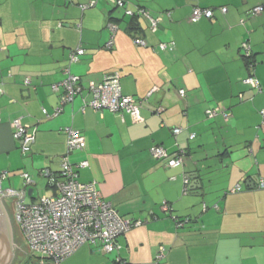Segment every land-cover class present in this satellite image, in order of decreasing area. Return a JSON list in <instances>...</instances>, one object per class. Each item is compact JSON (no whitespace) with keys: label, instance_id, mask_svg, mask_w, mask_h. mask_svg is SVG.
Masks as SVG:
<instances>
[{"label":"crops","instance_id":"obj_1","mask_svg":"<svg viewBox=\"0 0 264 264\" xmlns=\"http://www.w3.org/2000/svg\"><path fill=\"white\" fill-rule=\"evenodd\" d=\"M90 1L0 0L3 186L22 190L28 172L34 183L26 189L27 203L58 195L56 182L40 171L58 175L67 151L63 128L72 126L84 134L86 147L71 157L89 161L79 179L96 181L123 218L143 225L119 237V252L85 244L62 264H117L118 258L127 264H264V189L257 187L264 178V11L250 14L264 0H133L132 9L146 8L154 17L170 11L157 32L143 17L131 26L130 16L104 0L83 11L80 6ZM195 6L213 8L215 16L192 23ZM110 21L118 31L107 48ZM134 36L147 46L135 44ZM243 41L253 49L262 92L243 82L251 72ZM161 42L175 48L155 49ZM79 46L85 54L71 71L85 87L59 115L46 117L44 109L52 113L60 105L61 93L51 86L63 80L69 54ZM110 73L119 74L123 93L143 102V122L126 113L81 110L84 99L92 98L88 82ZM208 109L218 114L209 118ZM17 118L36 130L27 154L14 138ZM177 127L181 131L174 134ZM155 145L183 151V164L169 167L154 158ZM239 183L242 191L231 192ZM164 202L171 213L163 211ZM174 217L190 221L178 227ZM161 245L166 256L156 263Z\"/></svg>","mask_w":264,"mask_h":264},{"label":"built area","instance_id":"obj_2","mask_svg":"<svg viewBox=\"0 0 264 264\" xmlns=\"http://www.w3.org/2000/svg\"><path fill=\"white\" fill-rule=\"evenodd\" d=\"M98 0H92L87 4L81 5L84 11L94 7ZM116 8L121 9L125 15L133 17L135 15L148 20L150 29L157 32L163 16L170 17V11L154 17L149 10L143 7L132 9L133 0H104ZM220 11L225 14L228 11L226 6L220 7ZM264 11V5L255 6L250 14L256 16ZM215 16L213 8H202L195 6L192 10L190 21L192 23L199 22L202 18L212 19ZM242 22H244L242 20ZM81 28V23L78 25ZM111 30V37L106 43L107 48H112L115 43V35L118 31V25L112 21L108 23ZM133 41L137 45L147 46L145 39L133 37ZM175 45L173 42H161L155 49L173 50ZM243 58L247 61V67L251 71L250 74L243 79V82L257 92H262V86L253 74L256 61L253 56V49L248 41L241 44ZM85 49L81 46L77 47L69 54L68 64L64 67L65 77L63 80L52 84L53 91H59L60 105L55 108L52 113L44 109L46 117H56L60 114L63 106L72 102L75 97L80 94L85 87L82 84L81 77L75 75L71 71V65L80 61ZM26 84L31 83L30 78H26ZM87 89L92 94L90 100L84 99L81 110L85 112L87 108L97 111L110 110L114 113H126L135 122H143L144 116L141 113L142 101L131 95L123 93L118 73H110L104 76L100 81L90 80ZM151 93V92H150ZM149 93V94H150ZM180 94L184 96L186 90L181 89ZM209 118L215 117L218 112L208 109ZM264 123V109L260 110ZM227 119L228 115L222 112ZM15 128L14 138L19 141L21 151L27 154L31 151V146L35 142L36 130L24 125L21 119L13 121ZM63 130L67 134V151L61 156L60 171L58 175L53 174L49 169H42L40 174L52 181L56 182L59 194L55 196H41L36 202L27 203L25 201L26 189L33 183V177L24 172L23 189L15 190L5 188L3 181L7 177V171L0 172V195L4 196L5 191L14 190L23 192L19 200L15 201V218L17 225L28 245L30 262L28 264H62L69 256L73 255L81 246L90 244L98 247L106 253L119 252V237L126 234L133 228L143 225L141 219H125L123 218L112 202L106 200L102 192L97 187L96 181L82 182L79 179V170L89 165V161L84 159L78 162L73 161L71 155L75 151H83L86 147V139L84 134L72 126L64 127ZM181 128L177 127L173 130L174 134H178ZM195 134H191V138H195ZM152 156L156 159L163 160L167 166L176 167L184 162L183 151L170 153L166 148L155 145L151 148ZM173 177L172 179H175ZM185 192L190 190V178L184 175ZM257 187L264 189V178L257 179ZM243 187L239 183L231 192H240ZM204 208L206 206L204 205ZM217 208V206H216ZM162 209L166 213H171L173 207L170 203L164 202ZM178 227L184 226L190 221L189 218L180 219L174 217ZM166 256V247L161 245L155 262L160 263ZM117 264H127L118 258Z\"/></svg>","mask_w":264,"mask_h":264},{"label":"water","instance_id":"obj_3","mask_svg":"<svg viewBox=\"0 0 264 264\" xmlns=\"http://www.w3.org/2000/svg\"><path fill=\"white\" fill-rule=\"evenodd\" d=\"M31 190H29V193H31ZM22 196H24L23 192L8 189L5 191L4 196L0 195V264H18L29 251L15 218L14 200H19ZM5 199L10 200L12 203L13 218H11L5 205ZM14 222L17 225L16 230Z\"/></svg>","mask_w":264,"mask_h":264},{"label":"trees","instance_id":"obj_4","mask_svg":"<svg viewBox=\"0 0 264 264\" xmlns=\"http://www.w3.org/2000/svg\"><path fill=\"white\" fill-rule=\"evenodd\" d=\"M121 10V9H120ZM140 16H137V15H135V16H133V17H131V21H130V25L131 26H133V25H137V19L139 18ZM131 29L133 30V29H135V28H133V27H131ZM134 37H136V36H134ZM13 208V207H12ZM12 216H13V212H12ZM15 223V222H14ZM16 227H17V225L15 224V230H16ZM17 230H18V228H17ZM17 237H18V234H17ZM30 257V256H29Z\"/></svg>","mask_w":264,"mask_h":264},{"label":"flooded vegetation","instance_id":"obj_5","mask_svg":"<svg viewBox=\"0 0 264 264\" xmlns=\"http://www.w3.org/2000/svg\"><path fill=\"white\" fill-rule=\"evenodd\" d=\"M4 202H5V205L7 206L8 210H9L11 218H13V216H12V203L8 199L7 200L5 199ZM14 227H15V223H14Z\"/></svg>","mask_w":264,"mask_h":264},{"label":"rangeland","instance_id":"obj_6","mask_svg":"<svg viewBox=\"0 0 264 264\" xmlns=\"http://www.w3.org/2000/svg\"><path fill=\"white\" fill-rule=\"evenodd\" d=\"M29 259V255H25L19 262L20 264H25Z\"/></svg>","mask_w":264,"mask_h":264}]
</instances>
